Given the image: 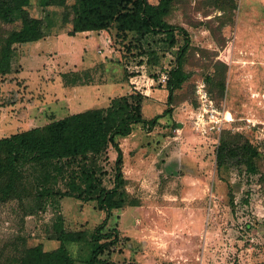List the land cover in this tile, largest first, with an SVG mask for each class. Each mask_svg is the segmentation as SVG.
Instances as JSON below:
<instances>
[{
  "label": "rangeland",
  "instance_id": "obj_1",
  "mask_svg": "<svg viewBox=\"0 0 264 264\" xmlns=\"http://www.w3.org/2000/svg\"><path fill=\"white\" fill-rule=\"evenodd\" d=\"M218 1L176 0L164 14L173 34L119 31L112 21L71 35L64 7L40 0L26 7L42 19L44 36L40 45L15 43L9 71L0 72V137L134 91L157 102L149 116L161 113L168 105L166 77L184 46L171 112L149 131L137 123L130 138H117L122 206L109 211L100 231L115 230L119 239L99 255L112 264H264V0ZM0 24L19 28L21 19ZM202 81L215 104L231 113L219 134L202 135L190 117ZM115 156L110 146L98 158L108 189ZM105 216L96 200L72 196L27 214L18 200L0 199V252L14 242L55 248L53 224L60 222L83 234L65 243L73 264H89L91 234Z\"/></svg>",
  "mask_w": 264,
  "mask_h": 264
},
{
  "label": "trees",
  "instance_id": "obj_2",
  "mask_svg": "<svg viewBox=\"0 0 264 264\" xmlns=\"http://www.w3.org/2000/svg\"><path fill=\"white\" fill-rule=\"evenodd\" d=\"M175 1L133 0L130 8H122L121 0H71V3L69 0H40V4L64 7V25L68 27V33L74 35L76 32L106 29L112 21L118 23L116 29L119 31L148 33L173 29L164 20V14ZM218 2L223 5L225 0ZM30 4L31 0H0L1 23L16 16L21 19L19 28L4 30L0 24V72L9 71L15 43L35 41L44 36L42 19L31 16L26 9ZM178 29L187 41L186 30ZM169 32L173 34L172 30ZM170 37L173 44L177 39L173 35ZM183 49L184 46L179 48L178 65L169 71L166 79L168 105L161 113L149 116L157 102L134 91L113 97L105 107L86 108L41 126L0 137V199L18 200L26 214L43 210L48 204L57 205L62 196L96 200L98 206L106 210V216L91 234L96 246L88 263L112 264L99 255L110 250L119 239L115 230L100 231L109 211L122 206L118 190L124 182L123 154L117 138L128 135L136 123H141L149 131L160 117L171 112L169 103L173 90L182 81L179 64ZM218 88L222 94L223 80L218 83ZM224 145L222 142L220 149ZM110 146L114 147L116 156L113 187L108 189L102 182L105 172H102L98 158L106 154ZM26 199H31V203L24 205ZM53 229L54 238L59 240L57 247L46 250L41 243L26 246L14 242L9 252L1 250L0 264H73L65 243L80 241L83 234L63 228L60 222H55Z\"/></svg>",
  "mask_w": 264,
  "mask_h": 264
},
{
  "label": "built area",
  "instance_id": "obj_3",
  "mask_svg": "<svg viewBox=\"0 0 264 264\" xmlns=\"http://www.w3.org/2000/svg\"><path fill=\"white\" fill-rule=\"evenodd\" d=\"M195 93L197 101L192 107L193 113L190 116L195 129L201 131L202 135L219 134L224 128V122L228 119L226 116L227 111L225 112L215 104L210 92L206 89L204 81L198 84Z\"/></svg>",
  "mask_w": 264,
  "mask_h": 264
},
{
  "label": "crops",
  "instance_id": "obj_4",
  "mask_svg": "<svg viewBox=\"0 0 264 264\" xmlns=\"http://www.w3.org/2000/svg\"><path fill=\"white\" fill-rule=\"evenodd\" d=\"M41 41H43V39H38V40H35V41H29V44L31 43L32 45H40V43H41ZM27 43V42H26ZM37 50H39L40 48L39 47H37L36 48ZM29 51H31L32 52V48H30V50ZM150 91H151V89H149ZM147 96H149V94H146ZM161 118V117H160ZM159 118V119H160ZM158 119V120H159ZM1 123V122H0ZM47 123V122H46ZM137 124V123H136ZM141 124V123H140ZM43 125V124H42ZM33 127H35V126H33ZM133 130V129H132ZM132 132H130L128 135H126V136H121V137H124L125 139H127V138H130V134H131ZM9 135V134H8ZM6 136V135H5ZM121 137H120V139H121ZM120 144H121V142H120Z\"/></svg>",
  "mask_w": 264,
  "mask_h": 264
},
{
  "label": "bare ground",
  "instance_id": "obj_5",
  "mask_svg": "<svg viewBox=\"0 0 264 264\" xmlns=\"http://www.w3.org/2000/svg\"><path fill=\"white\" fill-rule=\"evenodd\" d=\"M226 116H227L228 119H230V118H231V113L228 111V112L226 113Z\"/></svg>",
  "mask_w": 264,
  "mask_h": 264
}]
</instances>
